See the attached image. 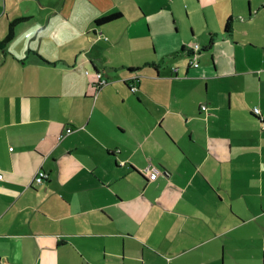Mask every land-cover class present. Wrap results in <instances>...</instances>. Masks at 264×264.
Wrapping results in <instances>:
<instances>
[{
  "label": "crops",
  "instance_id": "0c3cea01",
  "mask_svg": "<svg viewBox=\"0 0 264 264\" xmlns=\"http://www.w3.org/2000/svg\"><path fill=\"white\" fill-rule=\"evenodd\" d=\"M49 1L0 47V264H264V0H231L198 65L157 57L174 0Z\"/></svg>",
  "mask_w": 264,
  "mask_h": 264
},
{
  "label": "rangeland",
  "instance_id": "374dc122",
  "mask_svg": "<svg viewBox=\"0 0 264 264\" xmlns=\"http://www.w3.org/2000/svg\"><path fill=\"white\" fill-rule=\"evenodd\" d=\"M116 1L122 3L124 0ZM55 4L56 2L49 1L48 9H44L41 8L39 0H0L1 13L4 14L5 18H7L9 13L16 18H27L32 16L29 21H26L19 26L20 30L17 38L18 41L23 40L25 33H29V35L34 36L31 32L34 29L32 22L37 21L38 19H44L46 15H50L54 9L52 6ZM231 4V0L172 1L169 6L164 8L159 13L158 20L155 24L157 29L154 34V42L157 45L155 49L157 57L162 58L167 56L169 53L178 50L176 48L181 49V43H183V46L188 48L196 43L201 44L202 40H200L199 35H205L210 25L221 27L222 24L219 22V17L223 12L231 9ZM125 7L127 9L131 8L128 3L125 4ZM34 13L37 15L33 16ZM17 14L19 16H17ZM3 20L4 18H2V21ZM31 24L32 26H30ZM66 31L67 30H65V32ZM193 34L194 38L193 40H190V38L193 37ZM32 40H34V38ZM3 41V37L0 36V42ZM198 54L199 51L195 52L194 55L196 58L199 57ZM194 55H192V57ZM170 59L171 58H169V60ZM181 59H184V57L176 61V65L183 64L180 62ZM40 169L43 168H39L37 172Z\"/></svg>",
  "mask_w": 264,
  "mask_h": 264
},
{
  "label": "built area",
  "instance_id": "2783aa9c",
  "mask_svg": "<svg viewBox=\"0 0 264 264\" xmlns=\"http://www.w3.org/2000/svg\"><path fill=\"white\" fill-rule=\"evenodd\" d=\"M189 49H191L193 51V55L195 54V52L199 51L200 49V46L199 44H195L191 47H189ZM192 65H198V60L196 58V56L194 55L193 58L191 59V62H190ZM87 73H89V71H87ZM96 76L98 77V82H97V86L98 88L104 86L105 84L108 83V80L103 78V74L98 71L96 73ZM130 89L133 91V92H136L137 89H138V84H137V77H133V79L131 78V83H130ZM208 106L206 104H204L202 106V109L204 110H207ZM253 114L255 116H257L260 120H261V123H262V129H264V114L263 112L261 111L260 107L259 106H254L253 107ZM74 130L73 127H69L67 128V133H71L72 131ZM59 138H63V134L59 136ZM144 174H146L149 178L151 179H155L160 173H161V170L157 167H150V168H146L145 170H143ZM48 177V173L43 170V169H40L36 176L34 177L33 179V182H37V183H42L45 179H47ZM0 178H2V174L0 173Z\"/></svg>",
  "mask_w": 264,
  "mask_h": 264
},
{
  "label": "trees",
  "instance_id": "16d2710c",
  "mask_svg": "<svg viewBox=\"0 0 264 264\" xmlns=\"http://www.w3.org/2000/svg\"><path fill=\"white\" fill-rule=\"evenodd\" d=\"M121 16V13L120 12H114V13H111L105 17H102L98 20H96V23L100 24V23H105V22H110V21H113L117 18H119ZM24 18H17L15 20H13L10 25H9V31L7 33V36L5 37L4 41L3 42H0V47L3 46L4 43L6 42H9L10 40L13 39L14 35H15V26L21 22ZM231 28V18L228 19L227 23H226V27L225 29L227 31H229ZM211 43H213V41H210Z\"/></svg>",
  "mask_w": 264,
  "mask_h": 264
}]
</instances>
